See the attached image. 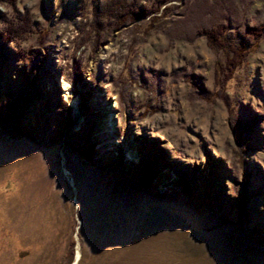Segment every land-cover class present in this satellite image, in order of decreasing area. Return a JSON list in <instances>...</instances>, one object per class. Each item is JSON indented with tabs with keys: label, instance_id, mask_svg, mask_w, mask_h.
I'll list each match as a JSON object with an SVG mask.
<instances>
[{
	"label": "rangeland",
	"instance_id": "rangeland-1",
	"mask_svg": "<svg viewBox=\"0 0 264 264\" xmlns=\"http://www.w3.org/2000/svg\"><path fill=\"white\" fill-rule=\"evenodd\" d=\"M105 1L0 4V264H264V0Z\"/></svg>",
	"mask_w": 264,
	"mask_h": 264
},
{
	"label": "trees",
	"instance_id": "trees-1",
	"mask_svg": "<svg viewBox=\"0 0 264 264\" xmlns=\"http://www.w3.org/2000/svg\"><path fill=\"white\" fill-rule=\"evenodd\" d=\"M15 0H0V4L3 2H7L13 4ZM159 3H164L168 0H157ZM147 13L145 8H137L134 5L127 3L126 0H106L102 5H98L97 3L92 6L91 15L92 21L91 24L95 26L96 31L98 32L102 28V23L105 21H109L111 18H115L116 24H121L126 20V18H134L139 17L141 14ZM27 17H25L26 19ZM26 21V20H25ZM24 21V24H20L18 28H15V33L13 35L22 36L23 33L29 30V25L27 26ZM219 28V27H218ZM217 29V28H216ZM204 31L206 36L213 38L212 35L216 34L220 35L218 31ZM264 26H253L248 27L247 31L254 36H257L261 33ZM6 40L11 38L9 35L4 37Z\"/></svg>",
	"mask_w": 264,
	"mask_h": 264
},
{
	"label": "bare ground",
	"instance_id": "bare-ground-1",
	"mask_svg": "<svg viewBox=\"0 0 264 264\" xmlns=\"http://www.w3.org/2000/svg\"><path fill=\"white\" fill-rule=\"evenodd\" d=\"M78 258H79V252H78V248H76L75 262L78 260ZM75 262L73 264H75Z\"/></svg>",
	"mask_w": 264,
	"mask_h": 264
}]
</instances>
